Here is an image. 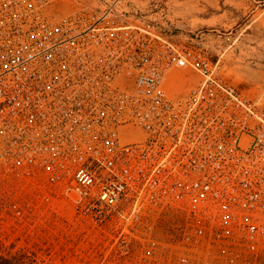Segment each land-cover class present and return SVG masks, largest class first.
I'll use <instances>...</instances> for the list:
<instances>
[{"label": "built area", "instance_id": "obj_1", "mask_svg": "<svg viewBox=\"0 0 264 264\" xmlns=\"http://www.w3.org/2000/svg\"><path fill=\"white\" fill-rule=\"evenodd\" d=\"M47 4L0 0V166L99 224L178 212L185 245L264 250L261 99L168 31L163 0Z\"/></svg>", "mask_w": 264, "mask_h": 264}, {"label": "rangeland", "instance_id": "obj_2", "mask_svg": "<svg viewBox=\"0 0 264 264\" xmlns=\"http://www.w3.org/2000/svg\"><path fill=\"white\" fill-rule=\"evenodd\" d=\"M101 1L47 0L46 10L61 17L82 7L98 8ZM132 1L134 7L144 10L154 0ZM163 1L168 3L164 12L172 20L164 25L168 31L177 40L203 47L215 59L220 58L231 80L264 103V52L244 50L250 44L264 47V41L239 35L256 31L248 19L253 6L264 7V0ZM230 7L238 17L233 21L224 18L225 8ZM150 9L157 16L163 14L160 7ZM241 10L245 12L239 17ZM262 22L257 27L264 31ZM230 42L236 47L232 52ZM196 78L194 71L183 70L170 85L178 82L185 88ZM137 135L136 129L122 132L125 140ZM43 193L38 184L0 166V253L25 254L32 264H264V250L256 254L241 247L207 245L205 239L199 245L179 242L184 221L178 212L114 215L99 224L92 215L79 213L74 201L60 196L48 199Z\"/></svg>", "mask_w": 264, "mask_h": 264}, {"label": "crops", "instance_id": "obj_3", "mask_svg": "<svg viewBox=\"0 0 264 264\" xmlns=\"http://www.w3.org/2000/svg\"><path fill=\"white\" fill-rule=\"evenodd\" d=\"M231 10L230 8H225L224 10V18L229 21H233L234 19L238 18L236 17L237 15L235 12ZM244 10H241L239 13V17H241L244 14ZM260 14V15H259ZM262 14V15H261ZM264 7H261V5H254L253 6V12L251 14L249 21H251L252 25H255L256 31L255 32H249V33H239L240 37L243 36L246 39H255L257 42H261L262 40L264 41V36L263 33L264 31L260 29V27H257L258 25H263V20H264ZM260 16V17H259ZM232 38V36H230ZM250 47H245L244 50L246 53H251V52H264V47L263 46H258L257 44H250ZM229 50L232 52L236 47H234V44L231 42L229 43ZM220 52V51H219ZM175 77V76H173ZM171 77V78H173Z\"/></svg>", "mask_w": 264, "mask_h": 264}, {"label": "trees", "instance_id": "obj_4", "mask_svg": "<svg viewBox=\"0 0 264 264\" xmlns=\"http://www.w3.org/2000/svg\"><path fill=\"white\" fill-rule=\"evenodd\" d=\"M0 264H32L25 254H4L0 253Z\"/></svg>", "mask_w": 264, "mask_h": 264}]
</instances>
